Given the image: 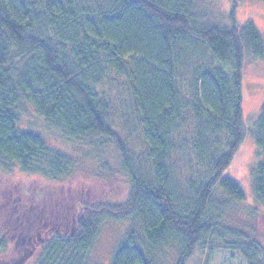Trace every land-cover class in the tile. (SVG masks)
I'll return each instance as SVG.
<instances>
[{"label":"trees","instance_id":"16d2710c","mask_svg":"<svg viewBox=\"0 0 264 264\" xmlns=\"http://www.w3.org/2000/svg\"><path fill=\"white\" fill-rule=\"evenodd\" d=\"M263 57L251 21L196 27L191 0H0L1 168L60 180L73 171L74 159L18 126L30 106L70 138L103 139L127 184L121 202H80L72 231L37 236L35 264H94L88 251L105 221L131 223L110 264H156L168 245L176 264L200 245L264 264L257 237L223 221L225 207L245 197L224 174L247 129L242 75ZM117 86L137 111L148 169L133 167L111 125L107 94ZM249 132L259 149L252 189L264 209V102ZM3 226L0 252L10 243Z\"/></svg>","mask_w":264,"mask_h":264},{"label":"rangeland","instance_id":"374dc122","mask_svg":"<svg viewBox=\"0 0 264 264\" xmlns=\"http://www.w3.org/2000/svg\"><path fill=\"white\" fill-rule=\"evenodd\" d=\"M191 12L196 27L229 26L249 20L264 41L263 0H191ZM107 99L111 125L130 163L135 169H148L142 129L129 93L120 86L111 87ZM263 102L264 57L247 64L242 75V117L247 129L224 174L239 184L245 197L242 201H231L223 215L225 224L253 233L264 245V209L255 200L252 189V167L259 149L249 132ZM18 126L40 133L49 146L74 159L75 166L61 180L25 173L16 164L9 168L0 166V221L4 234L10 238L9 248L1 249L0 264H35L40 251H34L37 236L47 230L72 231L73 216L80 202H121L127 192L118 155L103 139L70 138L46 123L30 106L23 108ZM130 225L105 221L88 251L90 260L94 264H110L114 248ZM157 254L156 264H176L173 245L160 248ZM184 264H245V260L237 252L222 248L209 251L200 245Z\"/></svg>","mask_w":264,"mask_h":264}]
</instances>
